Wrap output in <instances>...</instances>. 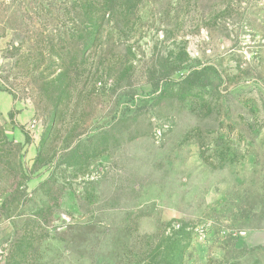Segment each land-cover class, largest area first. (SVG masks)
Instances as JSON below:
<instances>
[{
  "label": "rangeland",
  "instance_id": "374dc122",
  "mask_svg": "<svg viewBox=\"0 0 264 264\" xmlns=\"http://www.w3.org/2000/svg\"><path fill=\"white\" fill-rule=\"evenodd\" d=\"M0 264H264V0H0Z\"/></svg>",
  "mask_w": 264,
  "mask_h": 264
},
{
  "label": "crops",
  "instance_id": "0c3cea01",
  "mask_svg": "<svg viewBox=\"0 0 264 264\" xmlns=\"http://www.w3.org/2000/svg\"><path fill=\"white\" fill-rule=\"evenodd\" d=\"M10 107H11V102H10V105L8 106V108H5L4 110H0V113L6 114L10 110Z\"/></svg>",
  "mask_w": 264,
  "mask_h": 264
}]
</instances>
